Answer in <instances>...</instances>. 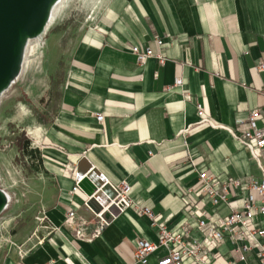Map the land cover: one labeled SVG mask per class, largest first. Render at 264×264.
<instances>
[{
	"label": "crops",
	"instance_id": "1",
	"mask_svg": "<svg viewBox=\"0 0 264 264\" xmlns=\"http://www.w3.org/2000/svg\"><path fill=\"white\" fill-rule=\"evenodd\" d=\"M93 13L59 52L56 35L46 42L62 80L52 117L30 138L54 182L43 207L48 226L3 264H140L136 239L156 240V223L177 229L183 208L203 205L199 171L220 180L260 175L232 132L247 128L250 110L264 109V0H107ZM156 38L165 43L163 61L136 63L131 46L155 54ZM197 103L210 124H196ZM82 156L111 184L128 183L129 199L156 223L129 208L95 238L74 237L66 213L92 216L85 190L71 192ZM147 264H157V254Z\"/></svg>",
	"mask_w": 264,
	"mask_h": 264
},
{
	"label": "built area",
	"instance_id": "2",
	"mask_svg": "<svg viewBox=\"0 0 264 264\" xmlns=\"http://www.w3.org/2000/svg\"><path fill=\"white\" fill-rule=\"evenodd\" d=\"M43 33L35 39H42ZM157 52L150 47L140 48L132 45L131 53L136 63L141 64L150 57L163 61V39L156 38ZM263 65L259 64L258 69ZM174 84H179L176 81ZM169 89V87H168ZM197 125L210 124L203 117V107L195 105ZM101 121L103 116L96 115ZM247 128L238 133L232 132V137L249 153L260 169V175L254 178H227L220 180L215 174L206 170L198 172L202 187L197 193L201 207L183 208L184 220L177 229L168 230L163 223H156L151 210L146 207H136L129 199L130 186L125 181L113 185L115 196L108 198V203L101 206L98 212L87 204L91 197L85 192V207L91 211L89 219L79 216L75 210L66 213L63 225L70 233L79 239L91 240L119 214L126 209L136 208L140 215H146L158 225L156 240L140 237L135 240L133 257L140 264H147L150 255L157 254V264H264V109L255 108L247 116ZM260 123V124H259ZM80 180L75 178L71 192L80 191ZM227 209L225 214L219 212V207ZM37 220L47 227L48 219L45 210L41 208ZM195 230L200 237L192 235ZM227 245L224 252L219 249ZM20 254L25 251L19 249ZM221 260V261H219Z\"/></svg>",
	"mask_w": 264,
	"mask_h": 264
},
{
	"label": "rangeland",
	"instance_id": "3",
	"mask_svg": "<svg viewBox=\"0 0 264 264\" xmlns=\"http://www.w3.org/2000/svg\"><path fill=\"white\" fill-rule=\"evenodd\" d=\"M107 0H62L50 17L42 39L26 55L19 76L0 96V189L10 196L0 213V264L13 250L36 239L42 225L37 220L41 208L51 203L54 182L43 170L40 156L34 155L30 130L46 123L56 107V93L62 80V65L53 69L46 42L56 35V49L77 34L94 10ZM57 15V16H55ZM30 145L24 147L25 139ZM28 232L18 243L14 236ZM26 246V245H25Z\"/></svg>",
	"mask_w": 264,
	"mask_h": 264
},
{
	"label": "water",
	"instance_id": "4",
	"mask_svg": "<svg viewBox=\"0 0 264 264\" xmlns=\"http://www.w3.org/2000/svg\"><path fill=\"white\" fill-rule=\"evenodd\" d=\"M59 0H0V96L19 76L28 41L38 38ZM75 178L91 197L86 204L95 212L115 196L112 184L82 156L76 163ZM0 189V213L6 206Z\"/></svg>",
	"mask_w": 264,
	"mask_h": 264
},
{
	"label": "bare ground",
	"instance_id": "5",
	"mask_svg": "<svg viewBox=\"0 0 264 264\" xmlns=\"http://www.w3.org/2000/svg\"><path fill=\"white\" fill-rule=\"evenodd\" d=\"M61 2H62V0H59L56 4H55V6L53 7V9H52V13H51V19H52V17L54 16V14H55V12H56V10H57V8L61 5ZM92 15H94V13L92 14ZM55 16H57V15H55ZM36 39H31V40H29L28 41V44H27V46H26V49H25V53H24V59H23V63H22V68L24 67V65H25V63H26V55L31 51V49L33 48V46H35V41ZM15 81V80H14ZM13 81V82H14ZM3 191V190H2ZM4 193H5V196H6V200H7V202H6V206L9 204V202H10V196L5 192V191H3ZM5 206V207H6Z\"/></svg>",
	"mask_w": 264,
	"mask_h": 264
},
{
	"label": "trees",
	"instance_id": "6",
	"mask_svg": "<svg viewBox=\"0 0 264 264\" xmlns=\"http://www.w3.org/2000/svg\"><path fill=\"white\" fill-rule=\"evenodd\" d=\"M57 97H58V93H56V101H57ZM24 141H25L24 147L26 148V147H28L30 145V141L27 138ZM31 152H32V154L39 156V152H38V150L36 148L31 149Z\"/></svg>",
	"mask_w": 264,
	"mask_h": 264
}]
</instances>
